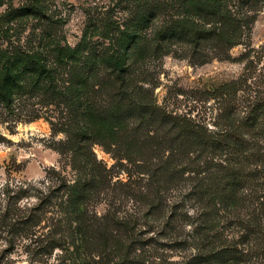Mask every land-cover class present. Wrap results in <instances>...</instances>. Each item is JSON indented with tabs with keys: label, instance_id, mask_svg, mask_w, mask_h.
<instances>
[{
	"label": "rangeland",
	"instance_id": "obj_1",
	"mask_svg": "<svg viewBox=\"0 0 264 264\" xmlns=\"http://www.w3.org/2000/svg\"><path fill=\"white\" fill-rule=\"evenodd\" d=\"M169 1L148 0L151 7L156 2L165 5ZM34 2L42 3L45 13L31 12ZM141 2L0 0V54H19L20 60L15 68L12 104L0 97V202L8 189L14 194L23 185L33 189L22 195L19 205L42 208L30 224L31 233L18 235L0 230V264H79L74 245L53 239L59 233L52 235L51 230L61 231L54 224L61 215L60 210L44 204L38 191H48V184H41L54 170L73 184L81 173L75 167L79 157L95 159L99 169L103 168L96 180L93 175V191L81 201L88 232L84 243L86 252L89 250L90 256L95 257V243L102 245L107 236L116 232L120 217H137L133 218L138 222L136 232L150 230L142 208L156 194L157 186L167 185L172 197L180 185L191 182L188 174L174 169L186 162L185 156L168 165L173 167L171 171L157 172L154 178L160 184H149L161 156H168L172 147L180 144L183 148L189 147L175 117L191 118L216 131L223 122L219 117L220 101L213 93L215 88L243 75L248 60V71L253 72L250 82L256 74L264 73V70L261 72L264 69V0L253 5L240 0L225 2L230 9L239 7L240 14L248 16L242 42L230 47L224 40L211 39L195 49L187 38H182L167 40L159 49L154 32L165 14L157 9L154 20L142 31L141 45L135 51L131 49L128 57V64L132 65L125 77L126 88L135 89L134 98H118L125 89L119 84L113 66L107 63L108 56L99 58L96 69L95 64H83L86 59L95 62V42L100 46V53L105 51L104 46H112L101 35L105 26L112 24L118 35ZM177 11L169 8L167 16H176ZM249 50L250 57L244 58ZM107 51L110 53L112 48ZM77 71L86 78L84 86L73 78ZM2 72L0 62V75ZM69 80L78 82L79 97L74 85L67 88ZM117 100L123 103L124 117H116L111 123L120 126L116 129L117 137L122 138L120 147L107 144L112 127L95 133V107L104 111L105 122H109L112 115L108 110ZM138 101L148 104L143 115ZM150 103L156 107L150 108ZM164 114L168 115L167 120L163 119ZM85 124L94 133L81 140L76 131ZM127 154L131 160L123 157ZM91 172L90 168L86 169V173L92 175ZM100 173L104 178L98 176ZM124 240L120 242L123 246ZM68 247L72 249L65 251ZM81 255L85 256L83 252ZM170 258L178 256L174 253Z\"/></svg>",
	"mask_w": 264,
	"mask_h": 264
},
{
	"label": "trees",
	"instance_id": "obj_2",
	"mask_svg": "<svg viewBox=\"0 0 264 264\" xmlns=\"http://www.w3.org/2000/svg\"><path fill=\"white\" fill-rule=\"evenodd\" d=\"M174 1L165 2V5L156 2L151 7L150 1L142 0L118 35L112 24L105 26L101 35L109 39L112 46H104L105 51L100 53V46L95 42V62L86 59L83 66L95 64L96 69L99 58L108 56L107 63L113 66L120 79L119 84L125 89L119 96L116 95L118 98H134L132 94L135 89L126 88L128 82L125 77L132 65L128 64V57L131 49L135 51L141 45L144 39L142 31L154 20L157 9L165 14L161 25L154 32L159 49L167 40L182 38H187L195 49L211 39L224 40L229 47L242 42L248 16L246 13L241 15L242 9L239 12V7H227L225 2L232 0ZM257 1L240 0V3L253 5ZM169 8L178 10L176 16H167ZM30 9L33 13L46 11L40 2L32 3ZM109 48H112L110 53L107 51ZM250 54L251 50L245 52L244 58L248 59ZM18 55L0 54V62L3 63L0 97L7 104H12L14 100L15 68L20 62ZM249 64L250 60L237 80L224 83L213 92L220 101L219 117L223 122L216 131L209 130L191 118L175 117L183 140L188 142L189 147L183 148L180 144L177 148L172 147L168 156H161L160 165L150 177L149 184L159 183L154 178L157 172L171 171L173 167L168 165L185 156L186 162L174 165V169L177 173L188 174L191 182L180 185L178 193L172 197L169 196L167 185L157 186L156 194L148 198L142 208V216L151 227L150 230L136 232L138 222L133 218L137 217H120L116 221V232L107 236L102 245L95 243V257L90 256L89 250L86 252L84 243L88 232L81 201L93 191L94 176L96 180L97 173L103 168L100 166L99 169L95 159L79 157L75 167L81 173L73 184H69L62 173L54 170L41 184H48V191L38 189L44 204L56 206L60 210L58 212L61 215L57 212L60 216L54 224L61 227V231L51 230V234L59 233L58 238L52 234L53 239L74 245L73 251L79 264H87L91 260L95 264H264V73L256 74L253 82H250L253 72L248 71ZM73 78L80 85L86 83L85 76L79 71L73 74ZM72 85L79 97L78 82L69 80L67 88ZM122 104L121 100H117L109 108L108 112L112 115L109 122H105L107 118L102 115L104 111L95 107V133L112 127L107 144L117 147L122 142L116 131L120 126L111 122L116 117H124ZM137 104L143 115L148 104L142 101ZM149 106L156 107L152 103ZM163 119L167 120L168 115L164 114ZM76 132L81 140L88 139L94 133L88 124L79 126ZM124 156L131 160L130 155ZM87 168L92 170V175L86 173ZM98 176L104 178L102 173ZM30 189L33 188L22 185L14 194L11 193L12 189H8L0 202V230L18 235L31 233L30 224L37 219V210L42 208H23L19 205L22 195ZM158 229L152 235L147 234ZM123 240L124 246L120 243ZM68 249L72 248L68 247L65 251ZM174 253L177 259L170 258Z\"/></svg>",
	"mask_w": 264,
	"mask_h": 264
}]
</instances>
